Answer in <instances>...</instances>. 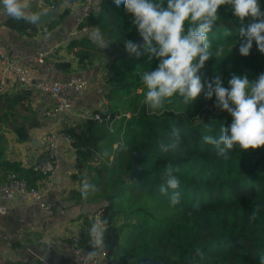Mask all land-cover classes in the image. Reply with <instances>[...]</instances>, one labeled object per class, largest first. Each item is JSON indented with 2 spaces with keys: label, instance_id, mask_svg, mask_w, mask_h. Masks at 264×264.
Returning <instances> with one entry per match:
<instances>
[{
  "label": "trees",
  "instance_id": "16d2710c",
  "mask_svg": "<svg viewBox=\"0 0 264 264\" xmlns=\"http://www.w3.org/2000/svg\"><path fill=\"white\" fill-rule=\"evenodd\" d=\"M45 2L56 6L60 0ZM258 2L264 12V0ZM218 16L208 38L214 53L218 47L223 52L205 62L200 69L202 80L210 82L219 75L227 88L233 74L256 79L264 72V53L255 42L249 55L238 51L244 39L239 29L246 28L252 19H237L230 5L219 6ZM4 23L19 33L35 31V25L24 20L9 17ZM86 24L92 29L99 27L108 45L103 48L93 42L91 29L88 35L70 40L68 48L79 63L104 60L108 67L103 73L108 87L105 112L111 117L120 111L129 113L119 116L116 132L121 138L113 149L112 160L99 166L91 167L88 161L109 134L105 122L88 117L82 125L64 130L74 138L78 172L73 178L83 180L81 170L91 167L94 174L86 179L98 187L90 193L108 201L102 210V220L107 221L104 246L108 264H137L142 257L166 264H260L264 257V146L244 151L237 145L228 158L217 156L216 146L205 143L203 137L218 138L231 117L216 106L215 95L205 98L202 92L190 105L174 96L158 110L146 105L141 76L144 71L154 70L159 61L147 53L137 58L125 51V40L143 41L131 14L122 5L100 0L99 9ZM228 31L231 35L226 34ZM54 65L63 70L73 67L69 61ZM173 129L179 130L180 141L175 148L163 151L161 145L172 143ZM132 151L138 153V180L127 176L132 168ZM169 163L178 168L175 174L180 181V201L175 205L159 190ZM10 166L29 184L40 177L32 168L24 170L16 163ZM132 204L136 207L130 210ZM90 226L84 228L83 242L90 240Z\"/></svg>",
  "mask_w": 264,
  "mask_h": 264
},
{
  "label": "crops",
  "instance_id": "0c3cea01",
  "mask_svg": "<svg viewBox=\"0 0 264 264\" xmlns=\"http://www.w3.org/2000/svg\"><path fill=\"white\" fill-rule=\"evenodd\" d=\"M80 1L60 0L55 7L48 9L54 10L55 16L42 23H32L35 31L31 33L10 29L4 23L9 17L0 15V50L33 58L42 48L52 47L53 52L48 57L53 65L60 61H69L73 65L70 70L54 65L50 72L52 80L67 81L79 76L89 82L88 90L73 100L70 111L53 112L56 101L52 96L38 90L34 84L25 87L16 80H8L0 94V183L7 174H16L10 163H16L24 170L33 169L35 162L43 156L42 135L45 132L52 129L64 131L82 125L93 111L104 108L102 98L106 97L108 87L104 83L103 73L107 65L104 60L99 63L97 59L91 63H79L68 48L70 40L82 34L88 35L75 25ZM21 2L28 5L32 14L46 9L40 7L37 0ZM30 64L37 79L46 64L33 59ZM122 113L120 111L119 115ZM103 125L107 127L106 123ZM118 125L119 117H114L113 128L110 130L107 127L110 132L101 140L107 141L106 148H101L99 144L88 161L89 166H99L112 160L113 149L121 138L116 132ZM58 157L60 169L50 178H37L33 185L43 192V202L56 199L62 212L44 209L38 203L21 200L18 196L6 200V212L0 214V264H75L67 240L78 223L84 228L87 224H93L92 214L102 199L91 193L87 199L78 196L82 183L85 180L89 182L86 178L93 176L94 172L90 167L81 170L83 180L73 178L78 168L72 144L60 142Z\"/></svg>",
  "mask_w": 264,
  "mask_h": 264
},
{
  "label": "clouds",
  "instance_id": "9594fccd",
  "mask_svg": "<svg viewBox=\"0 0 264 264\" xmlns=\"http://www.w3.org/2000/svg\"><path fill=\"white\" fill-rule=\"evenodd\" d=\"M114 3L118 7L122 5L131 14L132 24L143 41L125 40V51L137 58L147 53L159 61L154 70L144 71L141 76L146 89V105L158 110L166 102H171L174 96L190 105L202 92L205 98L215 95L216 106L226 110L231 117V122L221 128L218 138L203 137L205 143L216 146L217 156L228 158L229 151L237 145L244 151L264 146V72L254 80H249L247 75L233 74L227 88L222 86L219 75L209 82L202 80L200 74V69L210 57L223 52V48L218 47L214 53L208 38L219 18L221 5H230L232 14L241 21L246 17L252 19L246 28L239 29V35L244 37L239 53L249 55L253 42L264 53V12L258 0H166V4L164 0H114ZM0 5V15L27 22L38 19L21 0H0ZM226 34L231 35V32ZM91 39L103 48L108 45L99 27H93ZM171 135L172 143L161 145L163 151L175 148L179 143V130L173 129ZM176 172L178 168L167 164L162 174L164 182L159 189L169 196L173 205L179 203L181 196L177 191L180 181ZM95 191L96 186L88 181L80 187L84 199ZM106 223V220H100L90 226L88 234L93 248L104 246ZM260 264H264V257H261Z\"/></svg>",
  "mask_w": 264,
  "mask_h": 264
},
{
  "label": "built area",
  "instance_id": "2783aa9c",
  "mask_svg": "<svg viewBox=\"0 0 264 264\" xmlns=\"http://www.w3.org/2000/svg\"><path fill=\"white\" fill-rule=\"evenodd\" d=\"M37 1L40 7L46 8L47 10L55 7L52 4H47L45 0ZM99 6L100 0L80 1L77 7L78 16L75 24L78 30L86 34L90 33L92 26L86 24V20L99 9ZM52 52L53 48L46 46L39 50L33 58H30L0 50V94L5 90L9 79L16 80L25 87L34 84L38 90L49 94L55 99L56 104L53 112L70 111L73 100L88 90L89 82L87 79L79 76H74L67 81L52 80L50 78V72L54 69V65L49 61L48 57ZM31 59L35 62L46 64L42 75L37 79L33 76L30 64ZM102 105L104 108L93 111L88 117H92L98 121H104L108 125L107 127L110 128L109 126L112 124L113 118L119 117L121 114L111 117L105 112V106H107L106 97L102 98ZM122 114L129 116V113ZM42 141L44 144L43 156L35 162L33 170L39 174V178L47 179L60 169L58 144L62 141L73 144L74 138L65 131L52 129L42 135ZM14 196H18L24 201L36 202L44 209L62 212L58 207L56 199L43 202V192L38 187L29 184L23 177L9 173L6 175L4 181L0 183V214H5L6 212L7 207L5 201ZM107 206L108 201L102 200L92 214L91 219L93 223L102 220V210ZM83 231L84 226L78 223L67 240L69 252L75 264H108L105 246L88 249L87 245L91 244V241H82Z\"/></svg>",
  "mask_w": 264,
  "mask_h": 264
},
{
  "label": "water",
  "instance_id": "95a60500",
  "mask_svg": "<svg viewBox=\"0 0 264 264\" xmlns=\"http://www.w3.org/2000/svg\"><path fill=\"white\" fill-rule=\"evenodd\" d=\"M33 14L38 17V19L35 22H31V23H34V24H38V23H42V22L48 21V20L52 19L55 16L54 10H47V9L37 10ZM140 41H142V38H140ZM115 55H119V53H116ZM130 156H131V161H132V168L129 171L127 176H128V178L130 180H132L134 178L138 180L139 179L140 170H141V168H140V166L138 165V162H137L138 153L136 151H132ZM87 248L91 249L92 245L91 244L87 245ZM137 264H166V263L161 262V261H159L157 259H154V258L142 257V258L138 259Z\"/></svg>",
  "mask_w": 264,
  "mask_h": 264
},
{
  "label": "rangeland",
  "instance_id": "374dc122",
  "mask_svg": "<svg viewBox=\"0 0 264 264\" xmlns=\"http://www.w3.org/2000/svg\"><path fill=\"white\" fill-rule=\"evenodd\" d=\"M108 126V125H107ZM110 128L109 129H112L113 128V126H112V124L109 126ZM110 132V131H109ZM106 140L105 141H100V143L99 144H101V148H106L105 146V144H106ZM95 181H98L97 179H95ZM89 183H91V184H93V181H89ZM95 186H96V188L98 187V184H95ZM100 186V185H99ZM136 207V204H132L131 205V208H130V210L131 209H134ZM120 213L122 214V213H124V210H121L120 211ZM121 214H119V217L121 218Z\"/></svg>",
  "mask_w": 264,
  "mask_h": 264
}]
</instances>
